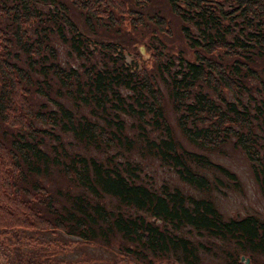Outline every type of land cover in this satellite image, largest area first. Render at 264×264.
<instances>
[{
	"label": "trees",
	"instance_id": "1",
	"mask_svg": "<svg viewBox=\"0 0 264 264\" xmlns=\"http://www.w3.org/2000/svg\"><path fill=\"white\" fill-rule=\"evenodd\" d=\"M71 2L90 30V19L151 25L144 45L180 132L203 147L231 141L264 198V0H164L165 10L152 0ZM166 11L189 55L158 35L170 32ZM52 34L76 63L57 59ZM129 50L83 32L62 0H0V264H82L59 256L78 244L115 245L101 264H205L214 246L220 264H243L241 254L262 264L264 217L218 209L214 190L238 188L236 176L179 144L154 72ZM131 151L155 157L192 190L153 183ZM50 170L63 187L39 177ZM46 231L52 237H39Z\"/></svg>",
	"mask_w": 264,
	"mask_h": 264
},
{
	"label": "rangeland",
	"instance_id": "2",
	"mask_svg": "<svg viewBox=\"0 0 264 264\" xmlns=\"http://www.w3.org/2000/svg\"><path fill=\"white\" fill-rule=\"evenodd\" d=\"M63 2L67 3V14H69L79 29H81L83 32L87 33L89 36L96 37L98 39H110V40H117L118 42H121L124 46L129 47V51L126 52V56L129 57V55L132 54L133 57H136L137 64H141L142 61L145 62L146 65H150L148 68L149 71L154 72V76L157 78V84L159 85L160 89H162L163 92V98H162V105L163 110L165 111V115L167 118V122L170 123L172 131L177 138V141L179 144L187 147L188 149L194 150V151H200L205 154H207L209 157H211L212 160L222 163L223 165H226L231 171H233L234 175L237 178L238 181V188L236 187H226L222 186L221 191L214 190V194L212 198L216 202V205L218 209L225 215H233V214H245V212H251V213H257L258 215L264 217V198L261 196L258 186L256 185L255 181L253 180V176L251 175L250 166L248 164V161L244 155V153H241L240 149L237 146H234V144L231 141H223L221 142L217 147H203L199 146L198 144H194L193 142L189 141L186 136L183 135V133L180 132L179 127L177 125V122H175V113L172 111L170 106V100L168 99L167 95V89H166V83L164 80L161 79V76H159L158 66L157 63L152 59L150 56V50L146 49V45H144V42L147 41L149 38V32L147 33V29H150L151 25H143L139 24L136 28L132 27L130 23H128L127 19L125 18L126 13L120 14L115 13L117 18L120 21H123L125 18V25L121 26V28L116 29L113 26L107 25V26H99L96 25L94 19H90L91 23L95 25V28L90 30L86 22L83 21V15L78 12L76 9V6L74 3L71 2V0H62ZM159 3L160 7H163L165 10L164 0H152V3ZM228 3H226V6ZM150 7V6H149ZM152 9V8H151ZM165 12V11H164ZM166 18L167 22L170 28V32H159V36L162 38L161 40L166 44L167 50L174 51L175 48L179 50H183L185 55H189L187 53V49L189 48L187 46V43H185V40L183 38L181 28H180V21H178V18L176 15H174L171 12L166 11ZM102 20H108L106 16H102L99 18V21L102 22ZM118 23V22H117ZM147 33V36H146ZM53 36V34H52ZM157 37H154L151 39L152 43L156 41ZM52 42L55 43L56 49H57V59L66 61L68 64L76 63V58L74 55H72V50L68 48V46L61 42L60 39L52 37ZM162 46L161 42L159 43V47ZM132 50H135L137 54L134 55ZM131 53V54H130ZM167 54V53H166ZM166 54L165 57H166ZM92 57H97L96 53H92ZM164 56L160 58V60H163ZM261 66L257 67L258 69H261ZM262 74V72H260ZM164 82V83H163ZM244 96V95H243ZM34 104L35 100L38 98H41L38 94H34ZM70 104V101H69ZM71 107V104H70ZM129 117L125 120L128 121ZM155 132V131H154ZM64 140V145L66 148H69L70 145L65 140L70 137H64L61 136ZM72 149L73 144L71 143ZM100 155L102 153H99ZM131 155L134 158H138L140 161H142V164L144 165L145 173L146 175H149L150 179H152V182L154 183H160V182H167L168 184H177L179 187H181L184 190H192L189 188V186H186L185 184H182L174 174V172L160 164L157 163V160L155 157H149V156H141L138 157L137 152L131 151ZM48 174H42L39 177H42L43 181L50 187V185H55L56 182L54 178L59 179L61 183V187L65 184L58 176L57 172L55 171H49ZM221 176V174H220ZM223 179H225L224 176H222ZM72 190H75L77 186L71 187ZM104 200L109 201V198L107 196L103 197ZM63 235V234H62ZM45 236H50L49 232H43L39 234V237L44 238ZM61 240H65L64 236L59 237ZM218 243V240L216 241ZM220 246H214L211 251H203V260L208 264H220L221 258H220ZM116 252L115 245L111 244L110 246H102V245H95V244H89V245H83L78 244L75 245L67 251L62 252L59 254V256L64 260H75L80 261L82 264H84L85 260H94L97 263H105L109 261L112 257H114ZM250 264H253V262H250ZM264 264V262L262 263Z\"/></svg>",
	"mask_w": 264,
	"mask_h": 264
},
{
	"label": "water",
	"instance_id": "3",
	"mask_svg": "<svg viewBox=\"0 0 264 264\" xmlns=\"http://www.w3.org/2000/svg\"><path fill=\"white\" fill-rule=\"evenodd\" d=\"M240 260L242 261L243 264H249L248 263V256L240 255Z\"/></svg>",
	"mask_w": 264,
	"mask_h": 264
}]
</instances>
